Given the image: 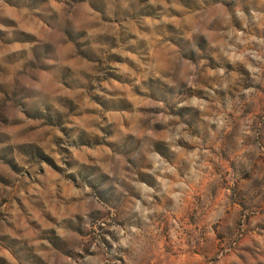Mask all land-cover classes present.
I'll return each mask as SVG.
<instances>
[{
    "label": "rangeland",
    "instance_id": "obj_1",
    "mask_svg": "<svg viewBox=\"0 0 264 264\" xmlns=\"http://www.w3.org/2000/svg\"><path fill=\"white\" fill-rule=\"evenodd\" d=\"M0 264H264V0H0Z\"/></svg>",
    "mask_w": 264,
    "mask_h": 264
},
{
    "label": "clouds",
    "instance_id": "obj_2",
    "mask_svg": "<svg viewBox=\"0 0 264 264\" xmlns=\"http://www.w3.org/2000/svg\"><path fill=\"white\" fill-rule=\"evenodd\" d=\"M241 15H242V14H241ZM212 122H213V123H215L216 121H215V120H213ZM222 122H223V121L221 120V123H222Z\"/></svg>",
    "mask_w": 264,
    "mask_h": 264
}]
</instances>
